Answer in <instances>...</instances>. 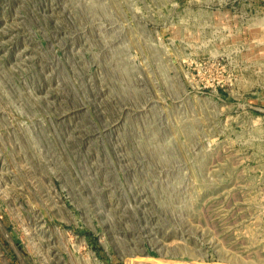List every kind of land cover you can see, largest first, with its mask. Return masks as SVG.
<instances>
[{
    "label": "rangeland",
    "instance_id": "obj_1",
    "mask_svg": "<svg viewBox=\"0 0 264 264\" xmlns=\"http://www.w3.org/2000/svg\"><path fill=\"white\" fill-rule=\"evenodd\" d=\"M0 264H264V0H0Z\"/></svg>",
    "mask_w": 264,
    "mask_h": 264
}]
</instances>
